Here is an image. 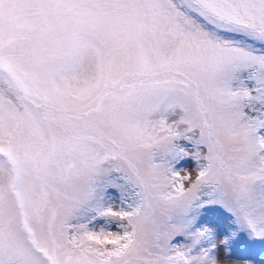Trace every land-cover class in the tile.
Instances as JSON below:
<instances>
[{
	"label": "snow or ice",
	"instance_id": "6c2138e0",
	"mask_svg": "<svg viewBox=\"0 0 264 264\" xmlns=\"http://www.w3.org/2000/svg\"><path fill=\"white\" fill-rule=\"evenodd\" d=\"M0 264H264V0H0Z\"/></svg>",
	"mask_w": 264,
	"mask_h": 264
}]
</instances>
